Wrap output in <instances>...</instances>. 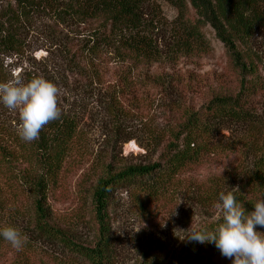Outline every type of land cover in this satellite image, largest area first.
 <instances>
[{
  "label": "trees",
  "instance_id": "obj_1",
  "mask_svg": "<svg viewBox=\"0 0 264 264\" xmlns=\"http://www.w3.org/2000/svg\"><path fill=\"white\" fill-rule=\"evenodd\" d=\"M162 1L176 10L169 24L174 55L208 54L212 47L207 35L213 34L240 77L238 90L213 94L196 109L185 103L169 106L166 135L154 163L120 169L101 165L89 191L94 227L90 244L74 241L55 225L47 197L50 186L57 185L75 162L78 122L60 114L44 125L31 144V158L40 170L39 178L31 182L32 229L39 241L63 250L67 257L63 264H113L110 209L118 190H124L135 209L139 208L144 223L167 215L179 198L193 202L202 212L189 231L213 230L223 222L219 193L233 192L246 213L264 193V122L257 117L262 82L252 43L254 36L264 37V0ZM152 4L153 0H14V13L27 19L31 13L46 12L61 26L85 27L87 35L76 45V56L90 63L87 65L96 74L107 58L125 63L127 68L120 76L124 88H129L131 80L162 61L161 47L154 38L159 9ZM13 30L0 27V57L20 49ZM233 125L244 126L246 138L227 143L219 140V134ZM213 157L229 160L221 173L203 180L184 177ZM255 230L264 233V228ZM181 239L166 259L148 252L137 264H214L219 251L214 244ZM12 253L10 244L0 239V264H12L7 258Z\"/></svg>",
  "mask_w": 264,
  "mask_h": 264
},
{
  "label": "rangeland",
  "instance_id": "obj_2",
  "mask_svg": "<svg viewBox=\"0 0 264 264\" xmlns=\"http://www.w3.org/2000/svg\"><path fill=\"white\" fill-rule=\"evenodd\" d=\"M153 1L152 7L159 9L154 38L161 47L162 61L124 88L120 73L127 68L125 63L107 58L96 74L87 65L90 63L76 56V45L87 35L85 27L61 26L46 12L19 18L14 13V0H0V27L14 29L20 45L17 52L0 57V83L18 79L26 84L33 78H44L59 89L60 114L73 116L78 122L75 162L57 185L50 186L47 197L55 225L79 243L90 244L94 238L89 191L101 165L120 169L154 163L166 135L169 106L185 103L196 109L213 94L235 93L239 87L240 77L213 34L207 35L212 47L208 54L174 55L175 39L169 24L176 10L162 0ZM252 43L262 82L257 117L264 122V37L254 36ZM19 123V108L9 110L0 105V224L15 227L26 237L23 246L13 248L14 253L7 258L12 264H63L67 259L63 250L39 241L33 233L31 182L39 178L40 170L31 158L35 140L20 139ZM245 130L242 125H233L218 139L239 141L246 138ZM228 161L213 157L184 177L203 180L221 173ZM138 211L124 190L116 192L110 209L113 264H137L148 252L166 259L202 212L184 198H179L167 215L150 223H144ZM213 263L232 261L218 251Z\"/></svg>",
  "mask_w": 264,
  "mask_h": 264
},
{
  "label": "clouds",
  "instance_id": "obj_3",
  "mask_svg": "<svg viewBox=\"0 0 264 264\" xmlns=\"http://www.w3.org/2000/svg\"><path fill=\"white\" fill-rule=\"evenodd\" d=\"M58 93L54 83L41 77L26 84L18 79L0 83V105L9 110L19 108L21 140L38 139L42 127L59 118ZM218 199L223 222L213 230H188L181 240L214 244L221 256L231 259L232 264H264V233L255 230L264 228V193L247 213L231 191L219 193ZM0 239L19 250L26 237L17 228L8 226L0 228Z\"/></svg>",
  "mask_w": 264,
  "mask_h": 264
}]
</instances>
